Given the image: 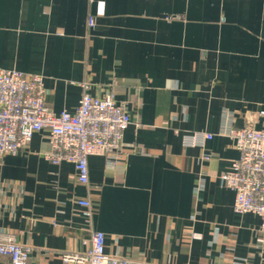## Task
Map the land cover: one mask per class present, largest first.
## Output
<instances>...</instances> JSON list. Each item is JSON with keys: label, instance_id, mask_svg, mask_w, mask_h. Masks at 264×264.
<instances>
[{"label": "crops", "instance_id": "crops-1", "mask_svg": "<svg viewBox=\"0 0 264 264\" xmlns=\"http://www.w3.org/2000/svg\"><path fill=\"white\" fill-rule=\"evenodd\" d=\"M0 68L42 75L57 114L88 84L132 119L118 162L88 158L89 185L45 158L44 131L0 158V235L30 247L29 264H63L93 231L135 264H264L261 217L236 213L221 181L240 152L220 134L226 111L264 130V0H0ZM196 132L214 138L186 146Z\"/></svg>", "mask_w": 264, "mask_h": 264}, {"label": "built area", "instance_id": "built-area-1", "mask_svg": "<svg viewBox=\"0 0 264 264\" xmlns=\"http://www.w3.org/2000/svg\"><path fill=\"white\" fill-rule=\"evenodd\" d=\"M93 27L92 17L88 22ZM84 93L74 113H55L46 104L44 78L19 70L0 68V158L16 155L29 146L34 134L48 133L49 150L44 153L54 164L68 162L75 166L77 181L89 185L88 158L105 155L114 162L123 157L124 132L132 119L124 105L112 96L96 98ZM221 135L235 140L240 156L221 175L224 186L235 192L236 213H253L261 217L260 233L264 236V130L254 126L235 128L234 116L224 112ZM214 134L196 132L184 136L188 147H205ZM82 215L90 222L94 207L87 198L78 199ZM199 238L198 234L193 235ZM104 232L93 231L90 246L83 253H66L63 264H135L134 261L107 254ZM31 248L19 244L14 236L0 235V255L12 264H29Z\"/></svg>", "mask_w": 264, "mask_h": 264}]
</instances>
